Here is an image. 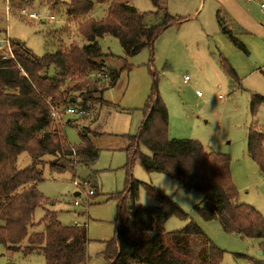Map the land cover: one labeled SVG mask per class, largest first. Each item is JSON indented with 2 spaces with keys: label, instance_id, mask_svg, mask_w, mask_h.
<instances>
[{
  "label": "rangeland",
  "instance_id": "374dc122",
  "mask_svg": "<svg viewBox=\"0 0 264 264\" xmlns=\"http://www.w3.org/2000/svg\"><path fill=\"white\" fill-rule=\"evenodd\" d=\"M69 2L0 0V40L5 42L0 53L9 58L14 51H8L6 42L12 47L13 42H20L37 57L54 53L61 44L82 46L84 41L77 35V24L66 15L65 4ZM17 3L22 5L18 9ZM260 4L264 0H161L169 15L180 22L157 38L152 51L146 49L125 58L118 40L108 36L99 40L104 53L125 61L107 60L109 68L120 70L128 65L130 69L121 73L112 88H108L103 76L91 74L89 87L97 92L104 90L103 103L91 102L84 114L73 107L67 109H75L74 114H67L64 108L54 110L59 117L53 128L60 131L68 144L78 147L80 134L87 130L99 157L90 169L77 167L62 175H52L45 166L44 181L37 189L53 205L38 208L35 223L50 211L62 226L85 227L86 264H107L103 254L114 241L118 218V203L109 196L125 191L127 186V142L123 136L138 134L142 110L155 81L168 110L169 138L199 141L208 152L229 156L232 182L238 193L236 203L254 208L264 218V174L247 153L249 129L256 126L264 133V102L255 115L252 113L253 97L264 99V17ZM131 5L141 13L155 12L150 0H133ZM107 8L95 4L91 17L102 19ZM22 9L28 15L36 14L38 19L22 15ZM218 17L228 30L227 35H233L245 51L220 30ZM160 18L150 15L145 24L154 25ZM223 62L234 70L236 79L227 74ZM185 77L189 78L186 83ZM94 94V98L99 97ZM81 103L82 99L77 98L76 105ZM139 150L151 156L145 147L140 146ZM29 164L27 154L19 156L18 169ZM130 173L133 180L142 183L139 205H159L147 194V185L172 197L186 214V220L170 218L164 225L165 232L179 231L195 223L222 251V264H264L259 240L228 234L218 221L207 222L200 217L197 208L202 206L203 195L183 190L178 181L163 174H147L138 161L133 163ZM88 179L92 181L85 185ZM94 184L98 191L91 195ZM0 264H45V258L42 254L26 257L22 252H10L0 243Z\"/></svg>",
  "mask_w": 264,
  "mask_h": 264
},
{
  "label": "trees",
  "instance_id": "16d2710c",
  "mask_svg": "<svg viewBox=\"0 0 264 264\" xmlns=\"http://www.w3.org/2000/svg\"><path fill=\"white\" fill-rule=\"evenodd\" d=\"M132 1L70 0L65 4L66 15L77 24L82 46L61 44L54 53L37 57L24 44L13 42L12 58L0 53V243L10 252H22L26 257L42 254L45 264L87 262L85 227L62 226L50 211L35 223L36 210L53 205L37 185L44 181L45 166L52 175H62L77 167L90 169L99 157L87 130L80 134L81 144L72 147L53 128L54 110L73 107L80 112L93 102L103 103L104 90L97 92L89 87L91 74L103 76L108 88H112L121 73L129 71L128 65L120 70L106 65L107 60L125 61L104 53L99 40L107 36L118 40L125 58H131L143 50L152 51L157 38L180 22L169 15L161 0H150L155 12L147 14L134 8ZM45 2L49 4L51 0ZM95 4L108 7L100 20L91 17ZM21 6L15 5L17 9ZM150 15L161 18L154 25H146L145 19ZM218 24L227 35L219 17ZM227 36L245 51L233 35ZM223 68L236 79L227 62H223ZM94 93L99 97L94 98ZM77 98L82 99L80 106L76 105ZM263 102V98L253 97V115ZM142 114L138 134L123 136L127 142V186L125 191L109 196L118 203V218L114 241L103 254L106 263L222 264V251L195 223L165 232L164 225L170 218L187 219L172 197L146 185L147 194L159 205L146 208L138 204L142 183L133 180L130 173L135 161L147 174H163L178 181L183 190L203 195L197 211L204 221H218L228 234L259 240L264 254V218L254 208L236 203L238 193L232 182L229 156L208 152L199 141L169 138L168 110L156 81ZM140 146L148 149L151 156L143 155ZM247 153L264 174V133L256 126L249 129ZM22 154L29 156L30 164L18 169ZM45 157L52 159L45 161ZM90 189L91 195L97 194L95 184Z\"/></svg>",
  "mask_w": 264,
  "mask_h": 264
},
{
  "label": "built area",
  "instance_id": "2783aa9c",
  "mask_svg": "<svg viewBox=\"0 0 264 264\" xmlns=\"http://www.w3.org/2000/svg\"><path fill=\"white\" fill-rule=\"evenodd\" d=\"M248 1H250V0H248ZM260 12H261V14H262V16L264 17V4H260ZM22 15H27L28 16V18L29 19H32V20H36V19H38V16L36 15V14H27V11L26 10H23L22 11ZM7 43V45H8V51H10V50H12V45H11V43H9V42H6ZM3 44H5V42H4V40H0V51L2 50V45ZM14 52V51H13ZM13 52H12V54H13ZM10 53H11V51H10ZM12 54H11V56L9 57V58H12ZM3 55V54H2ZM3 56H5V55H3ZM6 57V56H5ZM8 58V57H7ZM185 83L186 82H188L189 81V78L188 77H185ZM199 95V94H198ZM66 113L67 114H74V113H76V110L75 109H72V108H68L67 110H66ZM79 114L80 115H82V114H84V112L83 111H80L79 112ZM59 116H58V113L56 112V111H54L53 112V118L54 119H57ZM75 205H77V203H75Z\"/></svg>",
  "mask_w": 264,
  "mask_h": 264
},
{
  "label": "water",
  "instance_id": "95a60500",
  "mask_svg": "<svg viewBox=\"0 0 264 264\" xmlns=\"http://www.w3.org/2000/svg\"><path fill=\"white\" fill-rule=\"evenodd\" d=\"M75 100L73 99V101L72 102H74ZM78 195V194H77ZM262 254V253H261Z\"/></svg>",
  "mask_w": 264,
  "mask_h": 264
},
{
  "label": "crops",
  "instance_id": "0c3cea01",
  "mask_svg": "<svg viewBox=\"0 0 264 264\" xmlns=\"http://www.w3.org/2000/svg\"><path fill=\"white\" fill-rule=\"evenodd\" d=\"M77 196H79V194Z\"/></svg>",
  "mask_w": 264,
  "mask_h": 264
}]
</instances>
